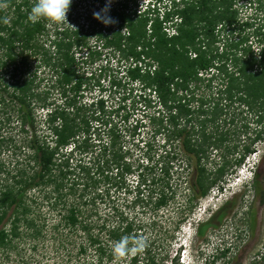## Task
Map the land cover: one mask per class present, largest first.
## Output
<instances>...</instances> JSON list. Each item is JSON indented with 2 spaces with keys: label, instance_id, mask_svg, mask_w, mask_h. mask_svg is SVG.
Masks as SVG:
<instances>
[{
  "label": "trees",
  "instance_id": "1",
  "mask_svg": "<svg viewBox=\"0 0 264 264\" xmlns=\"http://www.w3.org/2000/svg\"><path fill=\"white\" fill-rule=\"evenodd\" d=\"M93 1L101 5L98 12L107 2ZM112 1L104 14L115 23L106 25L95 15L90 19L96 37L91 47L83 27L71 26V10L66 25L32 23L28 14L35 0H0V154L7 156L0 158V248L15 252V264H47L37 256H25L19 244L30 241L29 250L35 251L38 242L34 241L48 233L51 240H58L65 230L82 236L78 252L91 248L96 253L86 264H102L112 253L98 232L105 230L116 242L135 230L137 223L117 209L116 226L93 222L97 212L91 205L96 196L87 194L101 183L129 187L124 177L132 172V164L125 161L124 140L121 146L119 139L127 131L131 140L138 135L131 119L134 106H126L133 91L138 100L143 97V106H159L158 116L151 121L157 125L155 135L163 136L162 150L157 164L149 166V157L143 167L160 173L162 189L155 206L167 201L165 190L172 187L179 144L187 159L196 157L188 178L191 201L205 196L213 186L222 189L218 183L226 173L225 137L212 135L207 124L216 123L227 102L246 104L257 117L255 122L264 126V16L258 26L240 22L234 7L238 0H167L162 6V0H147L140 6L136 0ZM254 2L259 5L261 0ZM238 23L250 27V36L229 44L224 31ZM248 37L260 44L257 53L251 49L252 41L247 49L240 48ZM103 49H111L118 61L127 62L124 76L110 79L119 91L110 105L104 94L84 102L83 86L92 74L86 78L78 70L87 58L90 62L101 59ZM39 67L50 72V83L43 89L36 72ZM212 70L215 74L208 76ZM204 82L208 90L216 83L217 100L212 104L206 95L196 97ZM54 90L61 102L52 95ZM258 103L262 109L254 110ZM39 109L46 110L43 130L37 124ZM15 127L20 140L11 133ZM102 127L106 137L97 147L91 138L101 137L96 132ZM4 128L9 135L2 134ZM255 131L253 140L260 137L261 127ZM211 150L220 152L212 169L206 166ZM84 152H90L88 159ZM253 152L245 145L235 161L241 165ZM148 181L142 171L137 173L135 203H143ZM206 226L198 228V233L202 235ZM137 261V256L130 258V264ZM146 264L154 262L148 259Z\"/></svg>",
  "mask_w": 264,
  "mask_h": 264
},
{
  "label": "rangeland",
  "instance_id": "2",
  "mask_svg": "<svg viewBox=\"0 0 264 264\" xmlns=\"http://www.w3.org/2000/svg\"><path fill=\"white\" fill-rule=\"evenodd\" d=\"M145 1L147 0H136L139 6L140 3ZM166 1L167 0H162L160 6L165 4ZM250 2L251 3H248L246 0H238L234 7L238 10L240 22H252L253 24L251 26H258L261 22L259 19H262L264 16V0H261L259 5L257 2H254V0ZM100 7V3L93 0H72L69 7V10L72 11L70 17H73L71 18V20L73 19L71 26L83 27V32L88 33L87 40L91 47L94 46L96 37L91 33L92 29L90 30V23L92 22H90V19L92 20L94 13L98 12ZM87 15H91V17L88 18ZM67 21L68 23L70 22L69 19ZM67 21H65V25ZM248 28L243 25V23H238L235 27H231L229 31H224L227 42L231 44L234 42L233 40L249 35L251 29ZM250 41H252L251 49L257 53L260 49V44L257 43L255 38L248 37V40L240 45V48L243 47L247 49ZM221 45V43L217 45L219 49ZM101 54V59H97L96 57L94 61L90 62L88 60L89 58H87L83 63H79L78 70L80 73H84V77L88 78L92 74L91 79H88L83 86V100L84 102H89L99 94H104L110 105L113 98L119 95L118 89L115 86H111L110 79L113 77L119 79L121 76H124V67L127 62L124 60L118 61V57L114 56L111 49H103ZM36 72L39 78H42L40 89L47 87V83H50V72L44 67H39ZM213 72V70L209 72L208 76L211 74L214 75L215 73ZM98 84L100 85L98 86ZM204 85L205 82L203 83V87L201 86V88L196 91V97L206 95L205 98L210 101L209 104H212L211 102L217 100V95L215 94L216 83L212 82V88L209 90L204 89ZM136 94H138L136 90L132 92L131 97L127 100L126 106L130 108L134 106L131 119L132 125L137 124L135 130L138 135H135L133 140H131L132 138L129 137L128 134L129 131H127L126 133L123 132V137L119 139L121 146V140H124L122 151L125 156V161L132 164V172L124 177V181L129 187L126 189L115 188L101 183L97 184L93 190L89 188L87 194L96 196L91 207L94 208L97 215L92 217V221L96 222V224L104 223L107 227L116 226L118 224V218L117 214H114V209H117L118 214L122 212L130 220L137 223V227L130 235L124 234L121 236V238L124 236L130 238L142 236L147 238V247L142 253L136 255L138 258L136 264H146L148 259L153 260L154 264H181L178 255L180 250L182 252L183 249V247L180 248V245L183 246L182 244H184L183 241L185 240L192 243V256L190 255L192 259V261L190 260L191 264H197L194 256L198 248L203 247L207 252L212 254V252L215 251L216 245L220 242L219 239L222 240L223 235L226 234V232L223 231L225 229V223L229 225V223L234 224L235 221H237L240 226H243L245 248L250 245V242H254V249L258 250L256 254L259 256L264 254V205H258L255 201L257 198L256 190H254L250 180L247 178H242L241 181L237 180L238 178L241 179L237 173L238 168H242L244 162L240 165L235 161V158L238 157L237 152L245 145H250L256 152L253 161H256L257 165L260 152L264 150V126L255 122L257 117L254 115L253 111L250 110V107L244 103L227 102L223 114L220 115L219 119H216V123L213 124L208 122L207 124V129L210 133L212 132V135H223L225 137L223 147H227V149L225 147L227 160L226 173L221 179L222 181L218 183L220 186L222 185V189L213 186L205 196L191 201L188 178L195 165L196 157L193 156L190 160L187 159V155L184 154L179 144V155L174 159L173 174L170 182L172 187L171 189L165 190L167 201L161 206H155L154 200L162 189V180L159 176L160 173L159 170L149 171L143 167L147 165L150 158L152 161L149 166H153L154 163L157 164L158 155L162 150V143L164 141L163 136L161 134L155 135L157 125L156 122L153 123V121H151L153 116H158L159 106L153 103L151 106H143V97L141 100H138ZM52 95L57 98L58 102H61V98L58 97L56 90H54ZM222 103H224L223 100ZM253 108L254 110L262 109L260 104L254 105ZM45 113L46 110L40 109L37 112V124L41 130L45 129ZM12 124H16V121L13 120ZM260 127V137L253 140L256 133L255 128L259 130ZM122 128H126V125L122 124ZM8 130H10L9 127ZM103 130L104 128L102 127L96 132L100 134L101 137L94 138L92 136L91 138L92 143L97 147L100 145L98 142L102 140L103 142L105 141L106 135L103 134ZM1 131L2 134L10 132H7L6 128ZM11 133L15 140L16 138L20 140L22 137V135L17 132L16 127L11 130ZM163 133L164 132H162V134ZM148 142L151 143V147L147 149L146 146ZM235 145L237 146L236 149L234 148ZM176 148L178 149L177 145ZM233 150L235 151L234 154L232 153ZM96 151H98V149ZM211 152L212 154L209 159L206 160V166L210 169H212L214 163L220 158V152L218 150L217 152L211 150ZM2 157L7 158L6 155L3 156L0 154V158ZM84 157L88 159V157H90V152H84ZM9 159L12 160L10 157ZM256 165H254L255 168ZM140 171L148 177L150 182L148 181V186L143 189V203L138 204L134 202L135 196L133 190L136 186L137 173ZM261 172L264 173V169ZM152 178H154L153 181ZM260 179H257L256 186L262 191L264 190V181ZM227 204H230L228 208L226 207L227 211L221 213V210ZM248 208H252L255 210V213H257L252 239L248 238L247 234V232H249L248 217L250 216L249 211H247ZM220 214L224 217L225 222L217 218ZM210 219L215 228L209 226L205 227L204 233L201 236V234L198 233V228L207 224ZM67 231L68 230H65L63 232L64 236L55 241L48 237L49 233L45 238L34 241L38 242L35 251L29 250L32 244L30 241L19 244L18 249L21 250V253H24L25 256H37L42 261L48 262L47 264H86L92 259H95L96 253L91 248H87L82 253L78 252L76 245L83 240V238H81L82 236L79 235L80 233ZM98 236L105 246H107V252L111 251L112 253V246L115 240L109 239L105 230L98 232ZM249 239L250 242H248ZM56 244L58 245L56 246ZM130 258L132 257L118 261L112 255L110 260H104L102 264H130ZM15 260V252H13L12 249L0 248V264H15ZM211 262L210 258L208 264Z\"/></svg>",
  "mask_w": 264,
  "mask_h": 264
},
{
  "label": "clouds",
  "instance_id": "3",
  "mask_svg": "<svg viewBox=\"0 0 264 264\" xmlns=\"http://www.w3.org/2000/svg\"><path fill=\"white\" fill-rule=\"evenodd\" d=\"M71 3L72 0H35L28 14V20L32 23H38L42 20L52 24L63 23L67 21L66 14ZM111 3L112 0H107L105 7L102 10L100 12L94 13L96 18L101 20L106 25L116 22L114 18L104 14L109 10ZM255 154L256 152L249 154L245 158L242 168H238L237 173L239 177H241L239 181L242 180L241 172L244 174L246 173V178L250 180L251 184L253 185L256 171V168L254 167V165H256V161H253L255 159ZM183 242L184 244H182V252L180 250L178 255L179 261L181 260L182 256H186L188 259L186 264H191L192 259L190 255L192 254V243L187 242L186 240ZM146 247L147 238L142 236L132 238L124 236L120 240L116 241L112 246V255L119 261L142 253ZM194 257L197 261V264H208L210 262L211 253L207 252L205 248L199 247ZM180 263L183 264L181 261Z\"/></svg>",
  "mask_w": 264,
  "mask_h": 264
},
{
  "label": "flooded vegetation",
  "instance_id": "4",
  "mask_svg": "<svg viewBox=\"0 0 264 264\" xmlns=\"http://www.w3.org/2000/svg\"><path fill=\"white\" fill-rule=\"evenodd\" d=\"M254 72V70H253ZM259 104V103H258ZM264 169V150L260 152V155L258 157L257 165H256V171H255V177L253 181V187L254 190H256V202L258 205H264V190L260 191L259 188H257V179L261 178L260 180L264 181V173L261 171ZM258 192V193H257ZM254 201V202H255ZM253 202V201H252ZM229 203V202H227ZM230 204H227L224 206V208L221 210V213L227 211V208ZM227 207V208H226ZM247 211H249V222H248V228L249 232L248 238L252 239V236L254 234V226H255V220L257 219V213H255V210L252 208H248ZM217 218L220 221L225 222L224 217L222 215H218ZM235 218V217H234ZM233 218V219H234ZM212 220L210 219L208 221L206 227H213ZM222 226V225H221ZM225 229L223 231L226 232V234L223 235L222 240L219 239V243L216 245L215 251L211 254V263L210 264H264V254H261V256L256 254V251L254 249L253 243L250 242V239L248 242H250L249 246L245 248L244 243V232H243V226H240L237 221L235 223H229L227 225L225 223ZM202 236V235H201Z\"/></svg>",
  "mask_w": 264,
  "mask_h": 264
},
{
  "label": "bare ground",
  "instance_id": "5",
  "mask_svg": "<svg viewBox=\"0 0 264 264\" xmlns=\"http://www.w3.org/2000/svg\"><path fill=\"white\" fill-rule=\"evenodd\" d=\"M184 240H185V239H184ZM180 247H183V246L180 245Z\"/></svg>",
  "mask_w": 264,
  "mask_h": 264
}]
</instances>
